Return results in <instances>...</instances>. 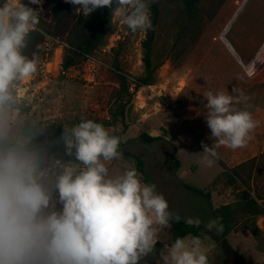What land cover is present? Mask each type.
<instances>
[{
    "label": "rangeland",
    "instance_id": "1",
    "mask_svg": "<svg viewBox=\"0 0 264 264\" xmlns=\"http://www.w3.org/2000/svg\"><path fill=\"white\" fill-rule=\"evenodd\" d=\"M22 2L37 10V15L46 16L44 0L42 5H31L29 0ZM214 20L227 28L220 41H214V29L207 26L182 66L166 60L155 73V84L139 88L135 83L145 74L142 42L146 32L132 33L119 15L113 17L106 44L66 71L61 67L65 42L47 37L36 58L37 72L14 86L16 105L8 112L9 132L13 137L30 139L38 134L51 141L82 119L106 122L108 125L103 126L110 135L119 137L124 152L143 161L146 173L143 182L156 185V192L167 200L169 211L183 222L188 218L201 221L200 239L209 264H241L225 245L219 244L217 233L208 232L204 227L216 218L215 208L237 200L240 194L237 186L226 192L212 190L209 200L190 189H209L213 179L223 171L221 162L230 164L231 148H216L217 156L209 157L213 160L211 165L201 153L202 142L209 146L214 142L205 119L203 93L225 92L239 98L248 90L244 89L253 80L241 75L245 70L237 62L234 51L249 49L260 42L256 39L258 33L264 32V0H229ZM164 40L158 44L159 52H168L171 46L172 38ZM209 46H213L207 56L210 76L193 73ZM118 72L126 77L129 95L117 81L115 73ZM251 96L247 95L248 104L236 108L253 113L258 104L264 103V100L251 101ZM250 103L256 108L249 106ZM192 117H195L193 122ZM257 127L264 130V125ZM143 134L159 139L150 142ZM55 161L74 163L59 150L45 151L43 167H51ZM107 166L111 176L129 169L137 171L136 160L124 153L107 162ZM188 171L191 173L187 175ZM54 200L58 201V192L54 193ZM56 206L58 210L61 207L59 203ZM238 223V228L227 235V242L250 264H264V232L257 238L247 228V220L241 219ZM192 237L187 239L190 241Z\"/></svg>",
    "mask_w": 264,
    "mask_h": 264
},
{
    "label": "clouds",
    "instance_id": "2",
    "mask_svg": "<svg viewBox=\"0 0 264 264\" xmlns=\"http://www.w3.org/2000/svg\"><path fill=\"white\" fill-rule=\"evenodd\" d=\"M65 2L85 17L107 7L132 33L153 29V0ZM29 4L42 5V0ZM39 23L37 10L22 0L0 4V264H140L154 252L160 229L180 218L169 211L156 185L143 183L135 169L109 174L107 162L122 155L119 137L101 123L82 119L62 133L64 154L76 163L55 161L43 167L45 149L30 138L10 135L8 112L16 102L15 83L37 72V60L24 49ZM203 96L214 142H202L201 153L211 165L209 157L217 156L216 148L245 147L257 122L249 111L234 106L247 101L243 93L239 98L212 91ZM185 223L199 226L201 221L188 218ZM204 227L223 231L219 218ZM159 255L163 264H209L198 236L190 241L176 238Z\"/></svg>",
    "mask_w": 264,
    "mask_h": 264
},
{
    "label": "trees",
    "instance_id": "3",
    "mask_svg": "<svg viewBox=\"0 0 264 264\" xmlns=\"http://www.w3.org/2000/svg\"><path fill=\"white\" fill-rule=\"evenodd\" d=\"M44 2L46 16L38 15L40 23L37 30L31 32L28 37L27 47L24 49L26 56L36 59L40 52V46L47 37L63 39L66 46L61 67L62 71H66L78 65L83 59L91 56L106 44L115 15L111 9L107 7L97 9L85 17L83 14H77L74 6L66 3L65 0H44ZM227 2L228 0H153L150 6L153 29L146 32L142 42V61L145 74L137 79L136 88L155 84L156 71L168 59L173 65L182 66L202 37L206 26L218 16ZM166 38H172L171 46H169L168 52H159L158 44L164 42ZM115 76L129 95V84L126 77L120 72L115 73ZM15 105L16 102L12 108ZM105 124L106 122L102 123V125ZM142 136L150 142L159 139V137H152L148 134ZM31 140L35 146L42 147L46 152L59 150L64 153V150L51 146L52 140H45L41 135L35 134ZM119 151L136 160L137 172L142 175V180L145 181L146 173L143 161L137 156L124 152L123 144H119ZM68 159L76 163L74 157H68ZM221 164L223 171L213 179L209 189L190 190L209 200L212 190L220 189L226 192L237 186L238 192H240L237 200L215 208V217L219 218L223 225V231L217 233V240L219 244L225 245L241 264H250L243 255L232 248L226 237L231 231L238 228V222L241 219L247 220V228L253 235L257 238L261 235L262 231L256 225V216L264 213V202L262 204L257 202L258 199H263L257 184L261 167L260 164L255 167L254 159H249L229 169L223 162ZM170 224L172 239L168 246L176 238L200 237L199 226L189 225L183 221L177 222V220H171ZM140 264H156V262L144 257Z\"/></svg>",
    "mask_w": 264,
    "mask_h": 264
},
{
    "label": "crops",
    "instance_id": "4",
    "mask_svg": "<svg viewBox=\"0 0 264 264\" xmlns=\"http://www.w3.org/2000/svg\"><path fill=\"white\" fill-rule=\"evenodd\" d=\"M227 4L225 7H227ZM207 26H209L211 29L212 28L214 29L213 30L214 32L212 33L214 35V41H220V39L224 36L227 30L226 25L224 26L222 22L220 23L215 20L209 23ZM257 37H259L258 39H256V40H260L259 43L253 44L252 46H250L249 49H246L245 47L243 49L241 48L240 50L236 49L234 53H235V57L239 60L237 62H240V66H242L243 69L245 70L241 75L243 77L251 78L253 80L252 83L249 82L248 85L245 87L244 90L246 89L248 90L244 91V93H249L247 95H252L250 97L251 101L256 100V101L262 102L264 100V32L258 33ZM212 47L213 46H209L207 47V49L204 50V54H202V58L198 60L197 67L193 73L200 72L201 76H205V75L210 76L209 73L207 72L208 71L207 65H209L207 63V56L212 51ZM215 57L219 58L218 55H216ZM216 65L217 66L220 65L219 60H217ZM250 71H254V74L251 76L249 75ZM253 84L255 85L251 86ZM200 95H202V93H200ZM240 103L235 104L234 106L236 107L237 105L248 104L249 101L243 102L242 100ZM253 105L254 103L249 104V106L253 108L257 107L255 111L251 113L253 116V119L257 122V126H259L260 124L264 125V103L261 105L258 104L256 107ZM194 120H195V117L190 118L191 122H193ZM257 126L250 133L251 139L248 141L245 147L238 148L237 152L234 151L235 149H232L231 154L229 155L230 164L229 165L225 164V166L227 168H232L241 163H244L245 161L249 159L255 160V164H254L255 167H257L260 164L261 170H260V173H258L257 184H258V190H260V193L262 194L263 199H258L257 202L259 204H262L264 202V130L262 131L259 130ZM185 173L188 175L191 172L188 171ZM177 177H179L178 172H177ZM141 181L143 182V180ZM145 184H148V183H145ZM228 203H231V202L227 201V202H224L223 204H228ZM173 220H176V219H173ZM256 225L262 232H264V213L256 216ZM171 239H172L171 225L170 227L161 228L158 234L159 241L157 242L159 243V245L157 246L155 245L154 252L149 254L145 258L156 262V264H158V261L162 263L163 261L160 260L159 253L161 252L162 248H166L165 245H167L171 241Z\"/></svg>",
    "mask_w": 264,
    "mask_h": 264
},
{
    "label": "water",
    "instance_id": "5",
    "mask_svg": "<svg viewBox=\"0 0 264 264\" xmlns=\"http://www.w3.org/2000/svg\"><path fill=\"white\" fill-rule=\"evenodd\" d=\"M62 133H59L51 142V146L56 147L58 149L64 150V141L62 138Z\"/></svg>",
    "mask_w": 264,
    "mask_h": 264
},
{
    "label": "flooded vegetation",
    "instance_id": "6",
    "mask_svg": "<svg viewBox=\"0 0 264 264\" xmlns=\"http://www.w3.org/2000/svg\"><path fill=\"white\" fill-rule=\"evenodd\" d=\"M63 132V131H62Z\"/></svg>",
    "mask_w": 264,
    "mask_h": 264
}]
</instances>
